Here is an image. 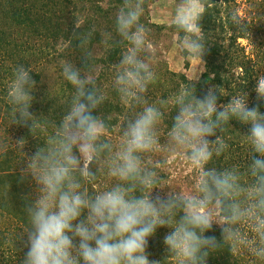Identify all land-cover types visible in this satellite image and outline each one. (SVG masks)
I'll list each match as a JSON object with an SVG mask.
<instances>
[{
  "label": "clouds",
  "instance_id": "9594fccd",
  "mask_svg": "<svg viewBox=\"0 0 264 264\" xmlns=\"http://www.w3.org/2000/svg\"><path fill=\"white\" fill-rule=\"evenodd\" d=\"M208 7L207 0L175 4L169 24L181 34L177 46L189 59L202 60L206 51L200 21ZM143 14L144 0H124L115 16V30L127 47L114 65L112 88L122 105L140 108L125 122L118 140L107 135L111 117L106 121L93 115L109 98L97 85L94 56L87 50L92 32L77 37L88 60L85 75L69 60L61 62V75L72 94L59 122L52 125L53 134L43 138L44 145L27 157L21 170L37 186L36 198L26 207L28 251L23 264H207L210 255L225 248L237 257L241 247L264 264V113L248 106L245 91L218 107V93L225 95L222 87L209 88L198 98L192 82L174 98L149 104L144 94L157 77L150 62L155 49L141 22ZM230 21L247 33L249 21L238 10L231 11ZM80 27L78 19L76 28ZM32 70L24 64L13 68L5 98L10 124L30 122L31 134L40 137L41 120L30 111L36 84ZM255 91L257 99L264 100V74L257 78ZM167 105L178 112L164 150L184 155L197 179L189 189L153 196L154 189L164 187L159 170L170 162L152 159L161 151L158 126ZM233 119L250 124L243 142L251 162L244 172L235 165L222 170L206 167L229 148L217 130L223 134ZM212 136L215 140L209 139ZM24 145L25 139H18L12 147L23 151ZM7 148V143H0V153ZM101 175L114 182L89 191L87 185L94 186ZM245 222L254 238L243 230ZM214 224L222 240L205 235ZM161 226L172 229L163 239L170 255L150 260L149 237Z\"/></svg>",
  "mask_w": 264,
  "mask_h": 264
},
{
  "label": "trees",
  "instance_id": "16d2710c",
  "mask_svg": "<svg viewBox=\"0 0 264 264\" xmlns=\"http://www.w3.org/2000/svg\"><path fill=\"white\" fill-rule=\"evenodd\" d=\"M154 1L144 0V14L141 17V22L148 29V40L154 39V30L159 32L167 27L173 34L180 36L181 34L177 33L174 27L157 24L146 17L149 5ZM220 1L207 0L210 7L200 21L206 38V51L202 58L204 71L201 78L196 81L189 80L185 73H178L163 62L152 65L157 83L162 81L161 71L164 70L170 76V82L165 86L160 98L172 99L181 87H187L192 82L198 98H203L209 88H226L225 95L218 93V107L228 103L232 94L245 91L248 94V106L259 107L264 113V100L254 99L257 93L254 66L250 63V59L243 56L241 60H236L243 69L242 81L236 84L234 82L232 85L231 78L222 76L233 62L229 52L233 43L238 37H245L246 33L238 30L237 34L230 35L232 41L227 45L223 41L220 42L229 30L237 29L231 23L230 16L226 19L220 18ZM123 3L124 0H0V119L10 123V105L5 97L7 84L12 79L13 68L18 64L31 66L33 69L31 76L36 84L31 90L33 100L30 111L41 120V130L38 132L41 138L31 134L30 122L29 125H14L18 137L25 139L26 145L34 153L44 145L43 138L53 134L52 125L59 122L66 101L72 94V86L61 75V62L69 60L81 70L82 76L86 74L88 60L84 50L79 48L77 39L81 33L92 32L87 50L94 56V75L97 85L109 98L93 110V115L106 121L109 116L111 117L107 130L109 137L114 140L112 135L120 134L125 122L140 110L139 106L122 105L112 88L114 65L119 62L122 52L127 47L126 42L121 41L115 30V16ZM78 19L81 21L80 28H76ZM105 41L110 46H107ZM182 55L186 58L184 53ZM188 64V60L185 59V67H188ZM151 94L147 92L145 97L152 99ZM163 110L165 117L158 128L161 146L164 148L167 131L174 123L178 109L167 105ZM249 128L250 124L233 119L226 126L223 134L217 130V135H223L229 148L220 157H214L213 162L206 167H217L222 170L235 165L244 172L251 162L250 149L243 142V135L248 133ZM209 139L215 140V136ZM74 151L79 155L77 149ZM254 155L259 156L258 153ZM19 157L20 154L16 153L10 144L6 151L0 153V213L5 212L12 220L7 227L8 230L12 227L10 232L0 228V264H23L28 251V233L24 231L27 227L26 207L35 199L33 187L37 186L35 182L30 183L31 176H24L18 168L15 161L17 162ZM23 157L22 155L21 158L24 159ZM90 168L95 171V164L90 165ZM160 174L163 180L165 174L162 171ZM9 177H12L14 183L8 182ZM244 179L251 181L249 176H245ZM113 182L114 178L101 175L94 186L89 184L87 187L89 191L103 190ZM9 185L16 188L17 198L13 201H9ZM5 192L7 195L4 194ZM156 194L164 195L158 192L157 188L153 190V196ZM171 230L168 226H161L153 236L149 237L147 252L150 260L162 261L170 255L166 251L163 239ZM243 230H246L249 238H254V233L247 222L243 225ZM205 235L222 240L221 229L216 224ZM207 264H262V262L255 260L241 247L237 257H233L230 250L225 248L210 255Z\"/></svg>",
  "mask_w": 264,
  "mask_h": 264
},
{
  "label": "rangeland",
  "instance_id": "374dc122",
  "mask_svg": "<svg viewBox=\"0 0 264 264\" xmlns=\"http://www.w3.org/2000/svg\"><path fill=\"white\" fill-rule=\"evenodd\" d=\"M176 3L177 0H155L149 5L150 8L148 12H146L147 15H145L150 18L152 22L170 25L169 21L174 13ZM220 4V18H228L231 11L235 9L239 11L240 15L246 17L249 21L245 37H238L229 51L232 55V61L235 64L232 62L228 70L224 72L222 76H228L231 78L232 85L234 82L236 84V82L238 83L242 81L243 69L239 66L236 60L238 61V59L241 60L246 57L247 59H250V63L254 66L256 84L259 75L264 74V0H221ZM237 31L238 28L235 30H229L226 34H224V37H222L220 42L223 41L225 42V45H227L229 41H232L230 35L237 34ZM178 36L179 35L177 34H173L168 27L160 30L159 32L154 30V39L149 40V42L152 43L155 49V57L150 62L152 65H157L163 62L169 66L170 69L178 73H185L189 80L196 81L201 78L202 72L204 71V63L199 58L189 59L182 55L177 46ZM185 59L189 62L188 67H185ZM166 73L164 70L161 71L160 76L162 81H159L158 83L155 81L149 86L147 92L152 93V99L145 97L149 104L157 103L161 100L160 95L163 90H165V86L170 82V76ZM223 90L225 92L226 88H223ZM254 99H257V95L254 96ZM43 133L46 134V132ZM107 135L109 136L108 132ZM119 136L120 134L112 135V137H114V141L118 140ZM18 139H20V137H18L15 125H11L5 120L0 119V143H7L8 145L10 144V147H12L14 142ZM14 151L19 153L21 157L22 155L24 156V159L19 157L17 162L15 161V163L18 164V168L22 170L26 166L27 157L32 156L34 152L26 145V143L23 147V151H16L15 149ZM152 159L170 161L169 163L162 164V167L159 170L165 174V177L162 180L164 187L157 188V191L162 194L170 192L171 189L176 191L189 189L193 186L195 180L197 179L196 169L187 161L186 157L179 152L170 154L161 146V151L153 154ZM12 180V177L8 178V182L14 183ZM31 182H34V180L31 179L30 183ZM33 190V196L36 198L35 186L33 187ZM16 193V188L9 185V201H13L14 198H17ZM4 194L7 195L6 192ZM11 221L10 216L5 214V212L2 211L0 213L1 229H6V232H10L12 227L10 230H8L7 227Z\"/></svg>",
  "mask_w": 264,
  "mask_h": 264
}]
</instances>
